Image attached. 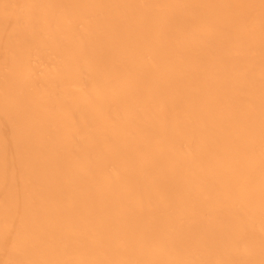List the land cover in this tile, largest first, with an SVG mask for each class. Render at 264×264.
I'll return each mask as SVG.
<instances>
[{
  "label": "bare ground",
  "instance_id": "6f19581e",
  "mask_svg": "<svg viewBox=\"0 0 264 264\" xmlns=\"http://www.w3.org/2000/svg\"><path fill=\"white\" fill-rule=\"evenodd\" d=\"M0 264H264V0H0Z\"/></svg>",
  "mask_w": 264,
  "mask_h": 264
}]
</instances>
